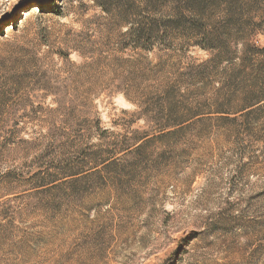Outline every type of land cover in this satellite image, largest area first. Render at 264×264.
Returning <instances> with one entry per match:
<instances>
[{
    "label": "rangeland",
    "instance_id": "obj_1",
    "mask_svg": "<svg viewBox=\"0 0 264 264\" xmlns=\"http://www.w3.org/2000/svg\"><path fill=\"white\" fill-rule=\"evenodd\" d=\"M263 48L264 0H0V264H264Z\"/></svg>",
    "mask_w": 264,
    "mask_h": 264
},
{
    "label": "trees",
    "instance_id": "obj_2",
    "mask_svg": "<svg viewBox=\"0 0 264 264\" xmlns=\"http://www.w3.org/2000/svg\"><path fill=\"white\" fill-rule=\"evenodd\" d=\"M203 0H200V3ZM192 18L196 21V19L198 18V20H202L205 16L204 15H198L195 13L191 14ZM209 16L207 15V18ZM158 20V21H157ZM182 17L179 16L177 14V12H173L171 14H164L161 15L160 18H156V19H151L150 22V29L148 30L147 33H149V35L151 37H153L152 35L154 34V32H156V30L154 29V24H158L160 22L164 23V26L167 25V23H175V25H179L181 23ZM198 24V23H197ZM198 26V25H197ZM207 24H203L200 25L197 30H196V35L195 37H200L199 39H201V42H197L198 45H200L201 48L203 49H210V48H217V46H215V43H218L220 45L225 44L224 39L223 38V33L219 32V31H211L209 30L207 27ZM154 27V28H152ZM158 31V30H157ZM130 33H134L137 32L136 29L134 27H131L129 29ZM138 37H143L145 36L147 33L144 30H138ZM159 33V32H156ZM193 35V34H192ZM179 37V36H178ZM179 39V38H178ZM137 40H134V44L132 45V47L134 48H139L142 47L138 42H136ZM165 41V40H162ZM226 41V39H225ZM175 42V41H174ZM143 48V47H142ZM152 47L149 48H145L150 50ZM223 48H226V45L223 46ZM247 69H250L249 72H246ZM241 75H244L245 77L247 76H252L253 78L250 80V82L248 84H246L244 90L242 93L238 94V98L243 101V106H248L249 108H252V110H261L264 109V48L261 51H255L253 50L250 54V56L247 58L246 60V64L244 65V69H241ZM137 114V116H139V119L144 120L146 123L151 122L150 119H152V116H149V112L147 110H138L135 112ZM97 122L100 123L101 119L98 118ZM171 127L174 126H162L161 127V131H165L166 129H170ZM171 132L168 131V133ZM148 133H146L143 137H147ZM139 142V140L135 141V144H137Z\"/></svg>",
    "mask_w": 264,
    "mask_h": 264
}]
</instances>
